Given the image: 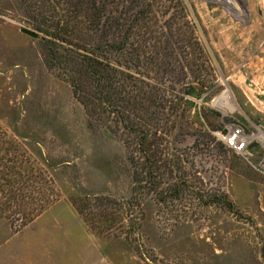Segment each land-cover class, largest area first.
<instances>
[{"label": "rangeland", "instance_id": "374dc122", "mask_svg": "<svg viewBox=\"0 0 264 264\" xmlns=\"http://www.w3.org/2000/svg\"><path fill=\"white\" fill-rule=\"evenodd\" d=\"M146 3L148 52L126 85L153 96V165L89 120L22 0H0V189L30 178L26 192L53 201L18 231L0 202V264H264L261 149L250 165L218 138L232 125L264 137V0ZM170 31L183 55L166 64L153 51Z\"/></svg>", "mask_w": 264, "mask_h": 264}, {"label": "trees", "instance_id": "16d2710c", "mask_svg": "<svg viewBox=\"0 0 264 264\" xmlns=\"http://www.w3.org/2000/svg\"><path fill=\"white\" fill-rule=\"evenodd\" d=\"M22 2L27 13L26 24L40 34L44 65L58 71L69 83L74 98L82 105L90 121L113 122L114 127L105 125L106 129L115 135L120 132L119 137L127 151L131 153L132 145H136L144 164L150 162L153 165L157 155L148 142V131L156 126L157 115L146 108L153 103V96L142 89L135 94L126 85L128 81L135 82L131 70L137 72L140 59L148 52L146 20L152 9L149 3L146 0ZM153 34L156 33L152 31ZM156 46L153 52L163 56L166 64L172 60L178 62L176 52L183 55L171 31ZM152 105L156 109L154 103ZM30 170L31 173L34 171L21 167L15 174L25 178ZM7 174L0 180H4ZM30 180L16 181L17 188L11 191L2 189L12 187L9 182L0 189L4 194V199L0 200L4 207L2 210L17 211L8 215L12 228L17 231L34 222L53 202L45 194L42 199L33 197L30 193L34 189L27 193L32 188ZM23 187H26L25 192ZM72 204L83 218V210L75 202ZM15 214L19 215L16 220ZM14 222H19V225Z\"/></svg>", "mask_w": 264, "mask_h": 264}, {"label": "built area", "instance_id": "2783aa9c", "mask_svg": "<svg viewBox=\"0 0 264 264\" xmlns=\"http://www.w3.org/2000/svg\"><path fill=\"white\" fill-rule=\"evenodd\" d=\"M218 138L228 150L250 165H252L250 160L254 158L253 152L257 148L261 149V155L255 163L254 168L258 173L264 176V137L254 135L248 136L245 134L241 125H232L229 129L220 131L218 133Z\"/></svg>", "mask_w": 264, "mask_h": 264}, {"label": "water", "instance_id": "95a60500", "mask_svg": "<svg viewBox=\"0 0 264 264\" xmlns=\"http://www.w3.org/2000/svg\"><path fill=\"white\" fill-rule=\"evenodd\" d=\"M20 32L30 38H33V39H38V34L31 31V30H28V29H25V28H21L20 29ZM189 96L193 99H197L198 98V95L196 94V90L195 89H192L190 92H189ZM187 104L192 106V102L191 101H187Z\"/></svg>", "mask_w": 264, "mask_h": 264}, {"label": "bare ground", "instance_id": "6f19581e", "mask_svg": "<svg viewBox=\"0 0 264 264\" xmlns=\"http://www.w3.org/2000/svg\"><path fill=\"white\" fill-rule=\"evenodd\" d=\"M260 137H261V135H260Z\"/></svg>", "mask_w": 264, "mask_h": 264}]
</instances>
